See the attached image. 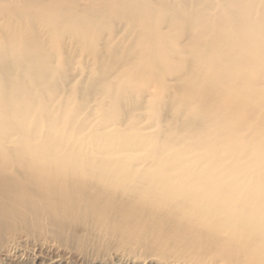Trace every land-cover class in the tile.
<instances>
[{
  "label": "bare ground",
  "instance_id": "1",
  "mask_svg": "<svg viewBox=\"0 0 264 264\" xmlns=\"http://www.w3.org/2000/svg\"><path fill=\"white\" fill-rule=\"evenodd\" d=\"M22 234L264 264V0H0V246Z\"/></svg>",
  "mask_w": 264,
  "mask_h": 264
},
{
  "label": "rangeland",
  "instance_id": "2",
  "mask_svg": "<svg viewBox=\"0 0 264 264\" xmlns=\"http://www.w3.org/2000/svg\"><path fill=\"white\" fill-rule=\"evenodd\" d=\"M22 235L13 236L15 239L10 237L9 240L3 243L5 245L4 247L0 246V264H51L62 257H65L67 264H87V261H89V264H92L93 261L99 262L104 259L110 262L111 259H117L122 253L117 250L116 253H109L107 256L97 258L96 260L91 257H86L87 260L76 250L60 248L59 245L50 243V240ZM8 245L10 246L8 247ZM137 260L138 264L142 262V258Z\"/></svg>",
  "mask_w": 264,
  "mask_h": 264
}]
</instances>
